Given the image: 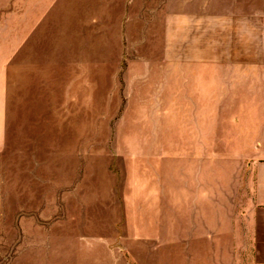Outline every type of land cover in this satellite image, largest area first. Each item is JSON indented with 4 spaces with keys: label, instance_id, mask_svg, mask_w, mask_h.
<instances>
[{
    "label": "rangeland",
    "instance_id": "obj_1",
    "mask_svg": "<svg viewBox=\"0 0 264 264\" xmlns=\"http://www.w3.org/2000/svg\"><path fill=\"white\" fill-rule=\"evenodd\" d=\"M195 3L0 0V264L250 263L220 248L233 144L176 72Z\"/></svg>",
    "mask_w": 264,
    "mask_h": 264
},
{
    "label": "crops",
    "instance_id": "obj_2",
    "mask_svg": "<svg viewBox=\"0 0 264 264\" xmlns=\"http://www.w3.org/2000/svg\"><path fill=\"white\" fill-rule=\"evenodd\" d=\"M190 11L192 16L184 14V25L172 34L179 51L176 64L184 68L176 72L186 76L190 69L191 90L197 94L193 122H199L204 108L220 111V119L206 112L205 122L225 128L219 140L233 144L226 157L232 161L230 174L221 186L239 192L244 203L243 215L228 218L229 239L220 247L227 250H220L235 255L240 231L249 264H264V0H196Z\"/></svg>",
    "mask_w": 264,
    "mask_h": 264
}]
</instances>
